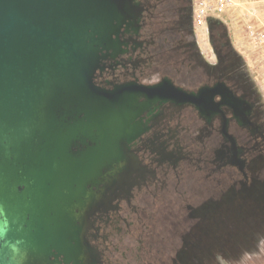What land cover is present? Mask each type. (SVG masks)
<instances>
[{
	"label": "flooded vegetation",
	"instance_id": "1",
	"mask_svg": "<svg viewBox=\"0 0 264 264\" xmlns=\"http://www.w3.org/2000/svg\"><path fill=\"white\" fill-rule=\"evenodd\" d=\"M133 6L137 17L115 35L122 46L104 58L96 83L158 85L140 96L145 131L129 144L140 169L128 191L91 217L85 256L50 264H215L217 252L230 253L226 226L261 192L253 170L264 157V125L255 92L231 79L230 37L222 40L210 18L205 47L182 0ZM249 183L256 186L248 191Z\"/></svg>",
	"mask_w": 264,
	"mask_h": 264
},
{
	"label": "water",
	"instance_id": "2",
	"mask_svg": "<svg viewBox=\"0 0 264 264\" xmlns=\"http://www.w3.org/2000/svg\"><path fill=\"white\" fill-rule=\"evenodd\" d=\"M134 9L0 0V264L82 259L91 217L134 185L139 99L158 85L96 83Z\"/></svg>",
	"mask_w": 264,
	"mask_h": 264
},
{
	"label": "rangeland",
	"instance_id": "3",
	"mask_svg": "<svg viewBox=\"0 0 264 264\" xmlns=\"http://www.w3.org/2000/svg\"><path fill=\"white\" fill-rule=\"evenodd\" d=\"M182 1L192 5V11L194 10L193 0ZM231 9L233 10L229 11V16L220 13L212 18V23H217L214 30L221 35L222 40L228 41L230 37V46L225 51L222 50L229 54L226 63L230 68L231 79L241 80L255 92L258 115L264 125V46L252 39L248 31L249 25L264 29V0H234ZM198 31L201 43L209 47L208 25L206 29L199 28ZM261 163V167L253 170L260 174L256 184L262 185L259 189L261 192L255 193L253 190L252 197L249 194L247 214L226 226V231H229L226 240L229 237L231 239L230 253L220 255L217 252L224 264H264V157ZM256 184L249 183L247 190ZM224 244L222 241L221 245ZM217 256L215 264H220Z\"/></svg>",
	"mask_w": 264,
	"mask_h": 264
},
{
	"label": "built area",
	"instance_id": "4",
	"mask_svg": "<svg viewBox=\"0 0 264 264\" xmlns=\"http://www.w3.org/2000/svg\"><path fill=\"white\" fill-rule=\"evenodd\" d=\"M193 5L195 26L206 29L209 19L232 8L234 0H193ZM248 31L252 39L264 46L263 28L249 25Z\"/></svg>",
	"mask_w": 264,
	"mask_h": 264
},
{
	"label": "clouds",
	"instance_id": "5",
	"mask_svg": "<svg viewBox=\"0 0 264 264\" xmlns=\"http://www.w3.org/2000/svg\"><path fill=\"white\" fill-rule=\"evenodd\" d=\"M217 260L220 261V264H224L222 257H220L219 255L217 256Z\"/></svg>",
	"mask_w": 264,
	"mask_h": 264
},
{
	"label": "crops",
	"instance_id": "6",
	"mask_svg": "<svg viewBox=\"0 0 264 264\" xmlns=\"http://www.w3.org/2000/svg\"><path fill=\"white\" fill-rule=\"evenodd\" d=\"M231 10H233V9H229V10H227V11H225V12H222V13H224V14H226V16H229V11H231ZM228 12V13H227ZM220 14V13H219ZM213 18V17H212Z\"/></svg>",
	"mask_w": 264,
	"mask_h": 264
}]
</instances>
